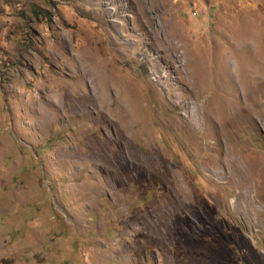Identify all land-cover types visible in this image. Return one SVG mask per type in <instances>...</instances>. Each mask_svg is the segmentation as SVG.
<instances>
[{
    "label": "rangeland",
    "instance_id": "obj_1",
    "mask_svg": "<svg viewBox=\"0 0 264 264\" xmlns=\"http://www.w3.org/2000/svg\"><path fill=\"white\" fill-rule=\"evenodd\" d=\"M0 264H264V0H0Z\"/></svg>",
    "mask_w": 264,
    "mask_h": 264
}]
</instances>
